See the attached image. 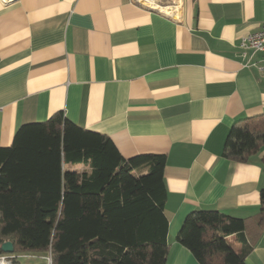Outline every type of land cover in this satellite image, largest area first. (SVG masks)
Here are the masks:
<instances>
[{"label": "crops", "instance_id": "obj_1", "mask_svg": "<svg viewBox=\"0 0 264 264\" xmlns=\"http://www.w3.org/2000/svg\"><path fill=\"white\" fill-rule=\"evenodd\" d=\"M152 1L176 12L136 0L0 2V147L60 111L124 159L164 154L168 263L200 264L176 234L189 212L215 209L246 219L245 262L264 264L251 222L264 151L247 162L222 154L235 121L264 113V51L241 46L264 23V0ZM236 236L226 239L239 251ZM12 255L51 264L48 252Z\"/></svg>", "mask_w": 264, "mask_h": 264}, {"label": "trees", "instance_id": "obj_2", "mask_svg": "<svg viewBox=\"0 0 264 264\" xmlns=\"http://www.w3.org/2000/svg\"><path fill=\"white\" fill-rule=\"evenodd\" d=\"M263 149L264 113L235 121L222 154L247 162ZM165 160L151 153L124 159L109 137L60 111L22 124L0 147V245L10 241L12 254L48 252L51 264H169ZM261 162L264 172V155ZM259 207L255 236L264 232V187ZM246 228L244 218L198 209L176 239L200 264H246ZM231 234L239 251L226 239Z\"/></svg>", "mask_w": 264, "mask_h": 264}, {"label": "built area", "instance_id": "obj_3", "mask_svg": "<svg viewBox=\"0 0 264 264\" xmlns=\"http://www.w3.org/2000/svg\"><path fill=\"white\" fill-rule=\"evenodd\" d=\"M14 0H0V2L4 5L13 2ZM140 4L145 6L148 5L146 0H136ZM176 12L174 8L173 13ZM241 46L246 49H251L254 52L264 51V23L261 25L260 29L256 32L250 33L243 37ZM260 70L264 72V65L260 67ZM12 254H0V264H17L12 260Z\"/></svg>", "mask_w": 264, "mask_h": 264}, {"label": "water", "instance_id": "obj_4", "mask_svg": "<svg viewBox=\"0 0 264 264\" xmlns=\"http://www.w3.org/2000/svg\"><path fill=\"white\" fill-rule=\"evenodd\" d=\"M0 251L5 254L13 253V244L10 241H4L0 245Z\"/></svg>", "mask_w": 264, "mask_h": 264}, {"label": "bare ground", "instance_id": "obj_5", "mask_svg": "<svg viewBox=\"0 0 264 264\" xmlns=\"http://www.w3.org/2000/svg\"><path fill=\"white\" fill-rule=\"evenodd\" d=\"M146 1H147L148 5L161 10V12H163L165 14H168V15H172L173 14V10H174L173 7L161 8V7H158L152 0H146Z\"/></svg>", "mask_w": 264, "mask_h": 264}, {"label": "rangeland", "instance_id": "obj_6", "mask_svg": "<svg viewBox=\"0 0 264 264\" xmlns=\"http://www.w3.org/2000/svg\"><path fill=\"white\" fill-rule=\"evenodd\" d=\"M264 151V149L262 150V152Z\"/></svg>", "mask_w": 264, "mask_h": 264}]
</instances>
